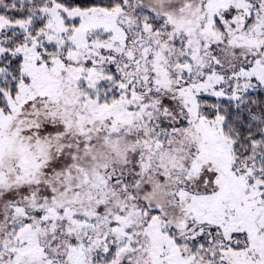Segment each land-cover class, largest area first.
I'll return each mask as SVG.
<instances>
[{"label":"snow or ice","instance_id":"obj_1","mask_svg":"<svg viewBox=\"0 0 264 264\" xmlns=\"http://www.w3.org/2000/svg\"><path fill=\"white\" fill-rule=\"evenodd\" d=\"M0 264H264V0H0Z\"/></svg>","mask_w":264,"mask_h":264}]
</instances>
